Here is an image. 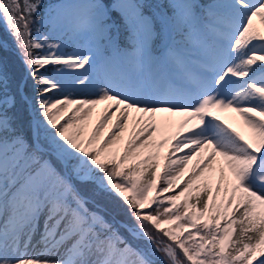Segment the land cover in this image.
I'll return each instance as SVG.
<instances>
[{
  "label": "snow or ice",
  "instance_id": "obj_1",
  "mask_svg": "<svg viewBox=\"0 0 264 264\" xmlns=\"http://www.w3.org/2000/svg\"><path fill=\"white\" fill-rule=\"evenodd\" d=\"M42 7V0H0V18L37 82L33 111L43 118H33L30 143L9 115L16 98L0 70V264H156L158 253L163 264H264V0L155 5L74 0L50 5L41 14ZM113 10L123 21V37L113 35ZM33 23L40 25L35 39ZM57 32L86 35L90 44L65 53ZM146 60L155 70H146ZM47 65L58 66L54 75L40 72ZM78 69L84 71L74 81L95 98L46 95L64 93V75ZM105 102L102 118L85 139L93 109ZM225 109L242 116L247 135L216 114ZM117 113L116 131L103 141L109 147H93L97 133ZM129 124L132 135L121 153L113 146ZM173 127L170 137L155 139ZM41 130L47 147L40 142ZM169 141L161 174L159 152L142 150L163 149ZM194 158L192 175L179 193L158 200ZM158 176L165 186L151 196ZM88 182L96 185V194H118L137 223L110 221L92 210L94 201L79 186ZM180 197L185 199L178 205ZM165 203L155 215L142 212L146 204ZM173 221H183L178 229L194 231L161 227ZM38 233L43 247L29 253Z\"/></svg>",
  "mask_w": 264,
  "mask_h": 264
},
{
  "label": "trees",
  "instance_id": "obj_2",
  "mask_svg": "<svg viewBox=\"0 0 264 264\" xmlns=\"http://www.w3.org/2000/svg\"><path fill=\"white\" fill-rule=\"evenodd\" d=\"M56 0H42L43 7L40 9V13H44L45 7L52 2H55ZM105 4L109 5L111 0H102ZM203 3H207L209 0H201ZM134 2H139L138 0H135ZM145 5H155V2L153 0H143L142 2ZM112 16L115 19H118L119 25L117 27V34L123 37L125 35L124 28H123V21L118 18L117 12L112 11ZM39 16H34V20H38ZM36 23H33L30 25L32 32L34 31L36 27ZM34 37V35H33ZM32 37V38H33ZM0 38L4 39L6 41V44L2 45L0 43V70L3 72H6L7 74V90L10 94L14 95L16 98V104L13 108L8 109L9 115H12L15 117L16 122L19 126L22 127L24 130L26 137L28 138L29 142H32V129H31V114L28 110V103L23 97L21 86L23 88L24 94L28 95L32 101L33 106L35 109H38V99L36 88H37V82L26 74V78L24 79V73H25V64H24V58L22 55V49L18 47V42L16 37L12 34L11 29L9 28L7 22L0 18ZM160 42L157 43V45ZM50 68V67H48ZM40 72L45 74L48 71H45V69H40ZM4 95V86L2 83H0V97ZM35 115L39 116L38 111L35 112ZM41 144L45 147L48 146L46 140L43 138L41 134ZM54 159V158H53ZM158 161V159H157ZM156 161V163H157ZM99 175H103V173H98ZM145 177H147V173L144 174ZM81 188V191L84 195L90 197L94 203H90L89 205L94 208L100 210L107 218L111 221L113 218L117 222H123L127 225H134L137 223L134 219H132L130 212L132 211L129 206L116 194L114 191L108 190V191H102L99 192V194H96L98 189L96 188V185L93 182H88L87 184L79 185ZM163 181L161 180L159 187H164ZM131 195V192H130ZM129 195V196H130ZM157 196V194H156ZM166 197V193L161 192L159 196H157V199L159 200L161 197ZM185 197H183V200ZM190 203L194 202L193 200L189 201ZM98 206V207H97ZM192 211L191 209H189ZM142 212L147 214L148 212L142 209ZM199 223V222H198ZM223 223V221H221ZM148 226L152 229V231L160 238H162L165 242L171 243V241L168 240L167 237H163L162 233L156 232L155 228L152 227V225L149 223ZM164 229H166L164 227ZM121 231L127 235V232L125 229H121ZM146 243V242H144ZM181 259L183 258L182 253ZM162 254H157L155 257L156 264H163V261L161 259ZM185 264H189V262L185 261Z\"/></svg>",
  "mask_w": 264,
  "mask_h": 264
},
{
  "label": "rangeland",
  "instance_id": "obj_3",
  "mask_svg": "<svg viewBox=\"0 0 264 264\" xmlns=\"http://www.w3.org/2000/svg\"><path fill=\"white\" fill-rule=\"evenodd\" d=\"M135 0H133L134 2ZM138 1H142V0H138ZM159 2L163 1L164 3L167 2V0H157ZM71 2H74V0H57L54 4H59V3H71ZM117 0H114L113 1V4L116 3ZM212 0H210L208 3H211ZM52 4V5H54ZM48 9V7L46 8V10ZM114 22L115 25H117V21L115 20H111L110 23ZM254 24L256 26H260V21H259V18H256L255 21H254ZM37 27H40V25H37L35 27V29ZM45 34H48V30L46 28H42L41 29ZM112 32H113V35H114V28L112 29ZM33 39L36 38V32L35 30L33 31ZM56 38H57V42H59L60 39L64 40L65 42V47L63 49V51L65 53H72L74 51H76L78 48H87L90 44V37L88 36H76V37H73L71 35V33H68V34H65L63 32H57L55 34ZM41 39L43 37H40ZM40 51V50H38ZM258 55L260 53H257ZM151 67L152 70H155V66L154 65H151L150 61H147L146 60V70H148V68ZM47 68V67H45ZM99 68V64L97 65V69ZM45 71H48L46 73V75L48 76H52L55 74V68L53 67H50L48 69H45ZM84 70L83 69H78V70H75V71H72V72H68L64 75L63 77V80H64V83L66 84V88H65V91L64 93H59V92H56V90H53L52 92L50 93H47L46 95H48L49 97L51 96H56L57 98L59 99H63L64 98V95H69V98L71 99H86V98H95L92 94H91V90L90 89H84V88H81L79 85H78V82H75L74 81V78L76 75H78L80 72H83ZM239 79V78H237ZM3 96H1L0 98H2ZM107 103L108 102H105V103H102L100 105H97L96 108L93 109V112H92V117H91V120L87 123V128H86V134H85V139H87L88 137L91 136L92 132L94 131V128L95 126L98 124L99 120L102 118V113H103V110L105 109V107L107 106ZM74 110V109H73ZM114 111V109L112 110ZM72 112L71 110L67 113V115H71ZM216 114L219 115L221 117V120L223 122H225L226 124H230L232 127H235L238 131H241L243 133H247L248 132V129L246 128V126L244 125V122H243V118L240 114H238L236 111L232 110V109H225L223 111H220V110H216ZM118 114L114 115L111 117L110 121L107 122L105 124V126L103 128L100 129V131L97 133V142L93 145V147H105L106 149L109 147L108 145H104L103 141L108 137V135L113 132V131H116L115 129V123H116V116ZM237 115V116H235ZM37 119V117H35ZM67 118V116H65L64 118H62L61 120V123L64 122V120ZM115 118V121L113 122L112 119ZM40 120H42L43 118L42 117H39ZM173 120H175L177 123L179 122V120L181 119V117L179 116H176V117H173L172 118ZM42 134H43V130H41ZM54 131V130H53ZM176 131V128L173 127L171 129H169L168 131L166 132H158L156 134V137L155 139L156 140H159V139H164V138H168L170 137L174 132ZM44 135V134H43ZM42 135V136H43ZM123 140L120 141L117 145L113 146V147H118L120 149V152H123V146H124V143L131 137L132 135V126L131 124H129V126L127 128L124 129L123 131ZM47 142V141H46ZM170 144H171V141H169V144L168 145H165V147L163 149H144L142 151L145 152V154H147L149 151L151 152H155V151H160V154H161V157L162 159L164 158L165 154H167L168 152L171 151V148H170ZM185 152L187 151V149L184 150ZM183 153H175V156L173 158H176L177 156L179 155H182ZM218 160L220 158H217ZM196 163V159L194 158L193 161L189 162L188 166H187V171L184 173V175L181 177V180L179 181L180 182V187H174L173 189L170 190L169 195H174V194H177L179 193V191L181 190V188L183 187V181L185 179H187L190 175H192V172H193V166L194 164ZM164 169V167H163ZM214 175H219V172L217 171L216 173H214ZM203 182V177L200 179V180H197L196 183H202ZM182 184V185H181ZM127 195L129 194V192L126 193ZM180 199L181 197L176 201V203L179 205V204H182L183 202H180ZM168 206L167 203H165L164 205H154L152 207V210L149 212L153 215H155V212H154V209H156L157 207H159L161 209V211H163V207H166ZM192 210V209H191ZM196 209L192 210V211H195ZM100 211V210H99ZM181 214L183 213V209L181 208ZM101 212V211H100ZM102 214V212H101ZM163 219H165L164 217H161V220L163 221ZM179 223H183V221H173L172 223L170 224H165V223H161V227H165L166 229H172L173 231H193L192 229H178L177 228V225ZM42 249V248H41ZM39 249V250H41Z\"/></svg>",
  "mask_w": 264,
  "mask_h": 264
},
{
  "label": "bare ground",
  "instance_id": "obj_4",
  "mask_svg": "<svg viewBox=\"0 0 264 264\" xmlns=\"http://www.w3.org/2000/svg\"><path fill=\"white\" fill-rule=\"evenodd\" d=\"M248 133V132H247ZM42 227H43V221L41 220V231H42ZM39 240H40V236H39V233L37 235H35L33 237V240H32V245L34 246H30L29 249H28V252L29 253H35L37 251H39V249H41L43 246L39 243Z\"/></svg>",
  "mask_w": 264,
  "mask_h": 264
}]
</instances>
